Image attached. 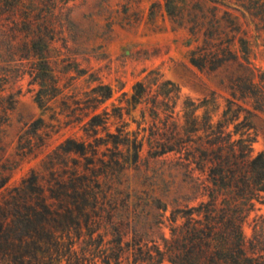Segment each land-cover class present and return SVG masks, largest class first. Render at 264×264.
Returning a JSON list of instances; mask_svg holds the SVG:
<instances>
[{
  "label": "rangeland",
  "instance_id": "rangeland-1",
  "mask_svg": "<svg viewBox=\"0 0 264 264\" xmlns=\"http://www.w3.org/2000/svg\"><path fill=\"white\" fill-rule=\"evenodd\" d=\"M258 2L19 0L13 5L11 0H0V183L9 178L3 194L19 186L32 171L51 179L44 163L47 156L68 139L93 142L86 129L95 114L109 115L107 126L98 128V138L106 139L107 132L139 128L151 136L156 127H163L165 118L152 115L150 99L165 81L181 91L174 115L179 126L185 122L187 98L214 99L210 113L217 124L227 101L233 99L236 77L252 73L255 83L262 81L264 86V24L257 18L254 4ZM212 22L221 23L222 46L231 44L238 59L223 61L225 66L217 71L208 68L221 60L209 59L207 69L200 70L192 64L191 52L210 38ZM139 82L151 83L152 92L149 102L133 109L128 102ZM105 88L110 89L109 98ZM39 97L45 102L43 107L37 102ZM237 103L253 113L254 155L264 153V107L254 110L256 104L250 99ZM203 113L197 114L201 122ZM38 119L43 125L34 134L31 125ZM31 146L37 155L22 159ZM101 152L113 155L105 147ZM174 158H153L146 145L139 164L126 173V184L145 198L148 194L168 203L169 212L184 206L187 198L194 197L192 182L206 175L170 164ZM75 160L84 162L72 154L62 161L63 172L70 174ZM262 200L255 202L243 224L248 251L255 246L260 255H264V194Z\"/></svg>",
  "mask_w": 264,
  "mask_h": 264
},
{
  "label": "trees",
  "instance_id": "trees-1",
  "mask_svg": "<svg viewBox=\"0 0 264 264\" xmlns=\"http://www.w3.org/2000/svg\"><path fill=\"white\" fill-rule=\"evenodd\" d=\"M263 1L254 4L262 24ZM212 23L210 38L191 52V62L200 70L207 69L209 59L221 60L211 71L238 59L231 44L222 46L221 23ZM244 71L250 73L249 68ZM250 75L234 79L233 99L217 124L210 113L214 99L187 98L185 122L179 126L174 120L179 87L165 81L150 99L151 83L139 82L128 103L136 109L150 99L152 115L165 118L151 136L139 128L98 138V128L107 126L109 115L95 114L86 129L93 142L68 139L47 156L51 179L32 171L3 194L9 182L5 178L0 183V264H264L255 246L248 251L243 231L264 194V153L254 155L250 136L253 113L237 103L250 99L254 110L264 107L263 82L255 83ZM105 89L109 98L110 89ZM37 102L45 104L41 97ZM201 110L203 122L197 115ZM42 125V119L36 120L33 133ZM146 145L153 158L174 155L170 164L206 175L192 182L194 197L184 206L169 212L168 203L148 194L145 198L126 184V173L139 164ZM102 147L113 155L106 156ZM35 152L31 146L22 159ZM72 154L84 162L75 160L67 174L62 161Z\"/></svg>",
  "mask_w": 264,
  "mask_h": 264
}]
</instances>
